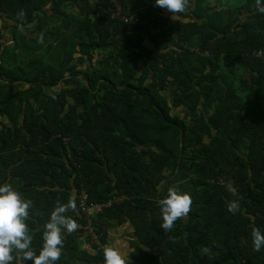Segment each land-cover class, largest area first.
I'll use <instances>...</instances> for the list:
<instances>
[{
	"label": "trees",
	"instance_id": "obj_1",
	"mask_svg": "<svg viewBox=\"0 0 264 264\" xmlns=\"http://www.w3.org/2000/svg\"><path fill=\"white\" fill-rule=\"evenodd\" d=\"M0 18V183L31 200L36 254L51 211L72 199L78 227L56 264L104 262L81 237L86 190L95 202L126 195L94 225L109 246V223L130 225V264H264L252 246V229L264 232L256 0H188L174 16L154 0H0ZM169 187L192 203L165 231L157 201Z\"/></svg>",
	"mask_w": 264,
	"mask_h": 264
},
{
	"label": "clouds",
	"instance_id": "obj_2",
	"mask_svg": "<svg viewBox=\"0 0 264 264\" xmlns=\"http://www.w3.org/2000/svg\"><path fill=\"white\" fill-rule=\"evenodd\" d=\"M187 2L188 0H154L156 6L167 9L173 16L185 11ZM256 10L264 13V0H256ZM157 203L161 215L160 227L169 231L178 218L188 214L192 198L188 192L169 187L166 195L158 199ZM31 205V200L25 199L11 184L0 183V264H10L14 259L13 251L22 252L24 259L30 260L31 264H56L61 256L64 233L72 232L78 227L75 219L65 215L68 209L75 208V201L69 199L66 204L57 202L45 225L43 245L39 254H36L32 250V236L25 222ZM228 210L234 212L235 205L229 204ZM84 245L89 249L93 247L88 243ZM252 246L255 251L264 248V232L258 228L252 229ZM103 257L104 264H130L126 254L114 246H105Z\"/></svg>",
	"mask_w": 264,
	"mask_h": 264
},
{
	"label": "built area",
	"instance_id": "obj_3",
	"mask_svg": "<svg viewBox=\"0 0 264 264\" xmlns=\"http://www.w3.org/2000/svg\"><path fill=\"white\" fill-rule=\"evenodd\" d=\"M113 15L117 16L121 14L117 10L115 13H113ZM121 18L123 21H126V22L127 21L136 22L137 20L133 16L129 17L126 15H121ZM254 55L260 58H264V48L255 49ZM123 198H126V195H115L106 201L95 202L89 199V196L86 190L81 191L78 197V206L86 219V223L83 227L84 231L82 232L83 234H81V236L90 237V239L87 240L88 244L90 245L97 244L98 249L99 248L104 249L105 246H109L108 242L101 241V233L97 232L95 229L94 217L100 212H102L105 207L110 206L113 202H119ZM101 264H104V262Z\"/></svg>",
	"mask_w": 264,
	"mask_h": 264
},
{
	"label": "rangeland",
	"instance_id": "obj_4",
	"mask_svg": "<svg viewBox=\"0 0 264 264\" xmlns=\"http://www.w3.org/2000/svg\"><path fill=\"white\" fill-rule=\"evenodd\" d=\"M91 1H94V0H91ZM244 1L245 0H222V4H226V5L230 4L232 6H236L238 4H242ZM74 9L77 11L79 7L75 6ZM48 11L51 12L50 9ZM0 20H1V23L3 24L4 20H2V18H0ZM47 21H48V26H54L58 24L53 18H50ZM30 27H32V24L30 25ZM11 29L13 28H8V29L6 28L3 31L9 32ZM11 42L12 40L10 39L5 43L8 44ZM131 230L132 228H130V225L127 222L124 224H120V225L117 224V226L116 224L113 225V223H109L108 225V233H109L108 239L110 240V242L112 241L114 247L118 248L121 252H123L126 255H128V253L132 250V246L130 245V239L132 237ZM87 240L88 239H85V237H83V241H85V244L87 243Z\"/></svg>",
	"mask_w": 264,
	"mask_h": 264
},
{
	"label": "water",
	"instance_id": "obj_5",
	"mask_svg": "<svg viewBox=\"0 0 264 264\" xmlns=\"http://www.w3.org/2000/svg\"><path fill=\"white\" fill-rule=\"evenodd\" d=\"M239 27H240V23H237V24L233 27V29H232L233 33H235L236 30H237Z\"/></svg>",
	"mask_w": 264,
	"mask_h": 264
},
{
	"label": "crops",
	"instance_id": "obj_6",
	"mask_svg": "<svg viewBox=\"0 0 264 264\" xmlns=\"http://www.w3.org/2000/svg\"><path fill=\"white\" fill-rule=\"evenodd\" d=\"M113 225H115V224H113ZM117 226V225H116ZM115 229H116V227H115ZM110 231V230H109ZM109 234V233H108ZM112 242V241H111ZM85 243V242H84ZM113 244V243H112Z\"/></svg>",
	"mask_w": 264,
	"mask_h": 264
}]
</instances>
